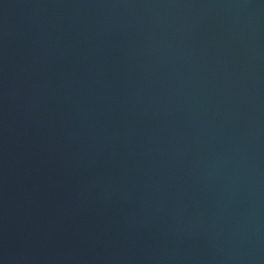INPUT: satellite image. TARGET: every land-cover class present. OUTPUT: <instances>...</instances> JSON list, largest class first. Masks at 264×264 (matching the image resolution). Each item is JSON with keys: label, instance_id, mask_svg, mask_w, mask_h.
I'll list each match as a JSON object with an SVG mask.
<instances>
[{"label": "water", "instance_id": "1", "mask_svg": "<svg viewBox=\"0 0 264 264\" xmlns=\"http://www.w3.org/2000/svg\"><path fill=\"white\" fill-rule=\"evenodd\" d=\"M0 264H264V0H0Z\"/></svg>", "mask_w": 264, "mask_h": 264}]
</instances>
